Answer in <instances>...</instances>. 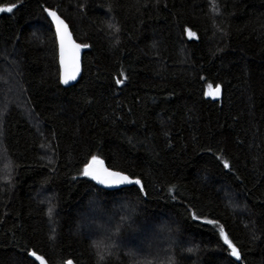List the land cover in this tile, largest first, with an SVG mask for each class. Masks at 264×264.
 Here are the masks:
<instances>
[{
    "label": "trees",
    "instance_id": "16d2710c",
    "mask_svg": "<svg viewBox=\"0 0 264 264\" xmlns=\"http://www.w3.org/2000/svg\"><path fill=\"white\" fill-rule=\"evenodd\" d=\"M9 4L0 80L13 72L23 92L0 90V264H41L32 251L45 264H264V0ZM45 8L89 46L73 85ZM92 155L144 191H103L82 175ZM117 209L114 233L86 230L84 215ZM151 225L167 248L130 255L129 237Z\"/></svg>",
    "mask_w": 264,
    "mask_h": 264
},
{
    "label": "snow or ice",
    "instance_id": "6c2138e0",
    "mask_svg": "<svg viewBox=\"0 0 264 264\" xmlns=\"http://www.w3.org/2000/svg\"><path fill=\"white\" fill-rule=\"evenodd\" d=\"M16 8V4H9L7 7L0 8V11H6L11 13L13 9ZM215 10V6H214ZM44 12L47 13L48 17H51L52 22L56 26V37L59 41L60 46V65H61V74L60 81L62 83L67 84L69 80H74L76 78V74L80 71V63H79V51L80 49L89 47L88 45H80L76 44L74 41L70 39L67 25L65 22L57 15V13L51 9L45 8ZM190 36H194L195 33L189 32ZM123 75V73H121ZM124 81L117 79L116 84H122ZM211 88V85H209ZM220 94V86L216 85L215 90L212 92H206L205 95L209 96H218ZM211 151V149H209ZM219 159V158H218ZM223 168L231 170V166L228 160H223ZM82 175L90 178L91 181H95L96 185L104 186L103 191L113 190L120 191V188L116 186L120 185H134L140 186L138 191L143 192L144 186L142 184L141 179L133 178L135 174H126V171L123 170H114L113 168L106 167L105 162L96 155H92L91 159L84 164ZM51 211V210H50ZM191 217L195 220H200L201 216L197 215L195 212L191 213ZM207 224L215 225L217 221L207 220ZM220 235L223 239L225 245L231 250V256L235 257L237 260L241 258L240 250L237 248L236 244L233 243L232 240L229 239L228 235L224 233L223 228L220 229ZM188 252H192L193 249L189 248ZM31 256L35 257L37 260L41 262V264H45L44 257L37 256L35 251L30 253ZM68 264H72L71 261Z\"/></svg>",
    "mask_w": 264,
    "mask_h": 264
},
{
    "label": "rangeland",
    "instance_id": "374dc122",
    "mask_svg": "<svg viewBox=\"0 0 264 264\" xmlns=\"http://www.w3.org/2000/svg\"><path fill=\"white\" fill-rule=\"evenodd\" d=\"M11 65V64H10ZM13 66H15V64H13ZM6 71H10L7 69H4ZM6 79H2L1 84H2V88L0 89L2 90H7L8 93L6 95H8V99H15L17 101H19V97L18 95L21 97V93L23 92V87L21 85V83L16 80L15 74L13 76V72L8 73ZM5 86V88H4ZM216 86L211 85V88L209 87V85L206 87V92H212L215 90ZM222 93V89L220 87V94L218 96H209L207 95V97L209 98H213V99H217L221 96ZM18 104L20 102H17ZM20 106H23L21 104H19ZM0 163L3 164V168H7V164L3 163L2 161H0ZM5 171V169H4ZM4 179L7 178V175L4 174ZM120 207L123 209V206L120 205ZM120 209H117L116 211H111L109 213H103L102 215H97L96 212L94 211V213H92L89 217H87L86 215H84V223L87 226L86 230L88 232H92L94 229L95 230H99V231H105V230H110L112 233H114V229L112 228V224L114 223V219L115 216L120 217ZM97 216V217H96ZM121 218V217H120ZM119 218V219H120ZM92 230V231H91ZM164 228H157L155 225H151L150 228L148 229H144L141 232H137L134 233L133 235H131L129 237V241H128V245L129 247L131 246L133 248V250H130L131 254L137 258H139L138 254H142L145 251H149V252H154V250H156L158 247H164L167 248L166 246V239L164 237ZM110 233V232H107ZM125 238V237H124ZM124 242V241H122ZM106 250V247L105 249ZM168 259V258H167ZM145 262V261H144ZM152 261H149V264H152Z\"/></svg>",
    "mask_w": 264,
    "mask_h": 264
},
{
    "label": "water",
    "instance_id": "95a60500",
    "mask_svg": "<svg viewBox=\"0 0 264 264\" xmlns=\"http://www.w3.org/2000/svg\"><path fill=\"white\" fill-rule=\"evenodd\" d=\"M51 10H53V11H55L56 13H57V15L65 22V24L67 25V30H68V33H69V36H70V39L72 40V41H74L76 44H80V45H82L80 42H78L77 40H76V38H75V36L73 35L74 33L72 32V30H71V27H70V25H69V23L68 22H66V20L56 11V10H54V9H51ZM46 15H47V13H46ZM48 17V16H47ZM48 19L50 20V22L52 23V25H53V28H54V32H55V35H56V26H55V24L52 22V20H51V17H48ZM56 41H57V48H58V60L57 61H59V68H60V74H61V65H60V46H59V41H58V39H57V37H56ZM79 63H80V71L76 74V78L74 79V80H69L68 81V83L67 84H65V83H62V84H64V85H73V84H75V83H77L78 82V80L80 79V77H81V73L83 72V55H84V48L82 47L81 49H80V51H79ZM59 74V75H60ZM105 162V161H104ZM105 166L106 167H108L107 166V164H106V162H105ZM101 186V185H100ZM130 186H132V185H120V186H116L117 188H124V187H130ZM102 188H104V186H101ZM140 187V186H139Z\"/></svg>",
    "mask_w": 264,
    "mask_h": 264
}]
</instances>
